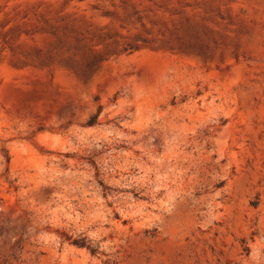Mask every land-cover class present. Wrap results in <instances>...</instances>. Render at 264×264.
<instances>
[{"label": "rangeland", "instance_id": "obj_1", "mask_svg": "<svg viewBox=\"0 0 264 264\" xmlns=\"http://www.w3.org/2000/svg\"><path fill=\"white\" fill-rule=\"evenodd\" d=\"M0 264H264V0H0Z\"/></svg>", "mask_w": 264, "mask_h": 264}, {"label": "trees", "instance_id": "obj_2", "mask_svg": "<svg viewBox=\"0 0 264 264\" xmlns=\"http://www.w3.org/2000/svg\"><path fill=\"white\" fill-rule=\"evenodd\" d=\"M68 238V237H66ZM67 240H70V239H67ZM72 244L78 246V247H81V248H84V247H90L89 245H86L85 243H79L78 241H72Z\"/></svg>", "mask_w": 264, "mask_h": 264}]
</instances>
